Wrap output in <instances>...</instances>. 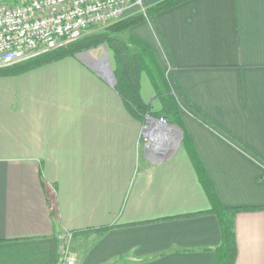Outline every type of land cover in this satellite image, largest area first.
I'll return each instance as SVG.
<instances>
[{
	"label": "crops",
	"instance_id": "obj_1",
	"mask_svg": "<svg viewBox=\"0 0 264 264\" xmlns=\"http://www.w3.org/2000/svg\"><path fill=\"white\" fill-rule=\"evenodd\" d=\"M135 27L168 57L189 150L152 159L160 122L76 57L0 75V264H58L64 240L75 264H211L220 226L190 149L245 209L234 264H264V0H186Z\"/></svg>",
	"mask_w": 264,
	"mask_h": 264
},
{
	"label": "rangeland",
	"instance_id": "obj_2",
	"mask_svg": "<svg viewBox=\"0 0 264 264\" xmlns=\"http://www.w3.org/2000/svg\"><path fill=\"white\" fill-rule=\"evenodd\" d=\"M3 2L9 1L3 0ZM127 4L128 9L123 17L107 24H100L91 27L80 39L74 41L71 45H65L62 49H71V47L76 45L79 49L73 51L72 55H69V57L91 56L96 58L102 53L104 47L109 59L110 69L114 77L119 78L125 76L129 79V81L130 79H133L132 84L135 83L136 85L139 100L145 104V125L148 123L149 125L153 124L148 122V117H153L162 124L177 125L182 131L179 144L181 143V145L184 146V130L177 123L179 119L181 120L182 104L178 101L177 110L169 108L170 106L168 105V97L176 98L177 96V92L171 83L170 63L168 57L165 55L163 50H161V48L149 47L132 33L134 26H136L135 28L139 27L144 20L149 19L152 21V18L155 16L139 19L132 25H125L123 29L118 30L115 28L118 21L122 19L134 18L138 12H144L146 7H149L152 4H147V0H142L139 3L137 0H127ZM138 33L140 34V32ZM21 62L22 61L18 63ZM151 126L154 127V125ZM158 133V137L160 136V139L165 137L169 138L167 133L163 134L164 130H161ZM144 138L145 141H148L151 137H148L147 134H145ZM61 244L63 251L62 259L58 264H64L62 261H64L65 255L73 258L75 257L72 252V243L70 240H64ZM66 248L67 251L65 253Z\"/></svg>",
	"mask_w": 264,
	"mask_h": 264
},
{
	"label": "built area",
	"instance_id": "obj_3",
	"mask_svg": "<svg viewBox=\"0 0 264 264\" xmlns=\"http://www.w3.org/2000/svg\"><path fill=\"white\" fill-rule=\"evenodd\" d=\"M127 9V0L0 1V68L72 43L91 27L120 19ZM62 262L75 264V259L65 255Z\"/></svg>",
	"mask_w": 264,
	"mask_h": 264
},
{
	"label": "trees",
	"instance_id": "obj_4",
	"mask_svg": "<svg viewBox=\"0 0 264 264\" xmlns=\"http://www.w3.org/2000/svg\"><path fill=\"white\" fill-rule=\"evenodd\" d=\"M184 1L186 0H160L152 4L151 6L146 7L144 12H138V14H136V17L130 18V19H122L118 21L116 23L115 28H117L118 30L123 29L125 25L126 26L132 25L133 23H135L139 19H143L144 17L145 18L154 17L155 14L165 9H168L172 6H175L179 3H182ZM73 43L74 42L69 43L67 45H71ZM64 46H60V47H56L48 51H44L30 59H27V61H22L21 63H18V64H13L11 66L2 67L0 68V75L19 74L24 71L30 70L32 68H35L37 66H40L42 64L56 61L66 56L72 55L73 51H75L76 49L77 50L79 49V47L76 45L74 47H71V49L70 48L62 49ZM120 78L124 79V81H126L127 83L126 96L124 95L122 91L119 90L118 83H117L116 88L119 91L123 100L126 99L127 109L129 111L137 110L138 112L144 113L145 104L139 100V95H138V91L136 90L137 89L136 85L135 83L132 84L133 79H130L129 81V79L125 76L119 77V79ZM171 83L177 90L178 95L185 102L184 96L180 88L178 87L176 81L173 78H171ZM168 98H169L168 105L170 107L167 104L166 105L173 110H177L178 97L176 96V98L175 97H172V98L168 97ZM177 123L184 130L183 123L180 119L179 121H177ZM184 134H185V141L183 142V144L189 150V139L185 131H184ZM189 154L195 163L197 172L199 174V179L205 191L207 192L208 198L211 202L212 208L208 212L216 215L218 222H219V226H220V243L212 250L213 259H212L211 264H234L237 248H236V241H235V233L233 229V217L238 211L245 210V209L240 208V207H237V208L236 207L235 208L224 207L218 200L213 188L211 187L209 178H207L205 170L200 166L194 152L191 149L189 151ZM206 212H201V213H206ZM191 215H194V214H191Z\"/></svg>",
	"mask_w": 264,
	"mask_h": 264
},
{
	"label": "water",
	"instance_id": "obj_5",
	"mask_svg": "<svg viewBox=\"0 0 264 264\" xmlns=\"http://www.w3.org/2000/svg\"><path fill=\"white\" fill-rule=\"evenodd\" d=\"M79 60L83 61L84 63H86L97 75H99L100 77L110 80L112 81V85L115 83V77L110 69V64H109V59L106 53V49L103 47L102 53L100 55H98L96 58H93L91 56L89 57H84V56H76ZM149 121L153 124L151 125H157V120L153 117H148ZM148 126L151 127V125H149V123L147 124ZM146 125V127H147ZM167 125V129H165V132H171L173 134V132L175 134H173L174 137L170 138V139H166L165 141L159 142L158 144H160V146L167 148V153L166 154H156V153H152V155H150V157L152 159H165L169 156H171L172 151H174L175 147L177 145H179V139L181 138L182 135V131L181 129L175 125V124H166ZM157 133V132H156ZM175 139V140H174Z\"/></svg>",
	"mask_w": 264,
	"mask_h": 264
},
{
	"label": "bare ground",
	"instance_id": "obj_6",
	"mask_svg": "<svg viewBox=\"0 0 264 264\" xmlns=\"http://www.w3.org/2000/svg\"><path fill=\"white\" fill-rule=\"evenodd\" d=\"M160 124L162 125V127L160 128V130H164V131H165V129L168 128L166 124H164V123H163V124L160 123ZM166 139H168V137H165V138H163V139H160V136H159L158 139L155 140V142H156L157 145H160V144H158V143H159V142H162V141H165Z\"/></svg>",
	"mask_w": 264,
	"mask_h": 264
}]
</instances>
